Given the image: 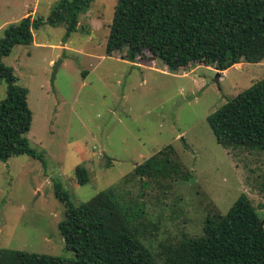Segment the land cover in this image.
Masks as SVG:
<instances>
[{
  "label": "rangeland",
  "instance_id": "1",
  "mask_svg": "<svg viewBox=\"0 0 264 264\" xmlns=\"http://www.w3.org/2000/svg\"><path fill=\"white\" fill-rule=\"evenodd\" d=\"M58 1L0 0V40L28 14L47 18ZM117 1L90 0L69 35L63 23L43 24L31 44L15 46L3 59L29 90L33 122L25 136L41 157L0 161V248L74 258L59 229L65 205L55 185L79 205L170 144L185 176L151 181L144 189L130 184L136 182L131 198L158 225L145 231L148 244L159 250V243L183 233L202 234L206 216L226 213L242 193L262 204L264 220V151L225 148L208 121L264 79V61L224 71L199 63L172 70L149 51L135 61L122 57L126 50L108 55ZM6 95L1 81L0 101ZM80 164L90 174L84 185L74 174Z\"/></svg>",
  "mask_w": 264,
  "mask_h": 264
},
{
  "label": "trees",
  "instance_id": "2",
  "mask_svg": "<svg viewBox=\"0 0 264 264\" xmlns=\"http://www.w3.org/2000/svg\"><path fill=\"white\" fill-rule=\"evenodd\" d=\"M89 2L59 0L47 18L28 14L5 29L0 40V82L7 86L0 101V161L23 154L41 157L25 136L33 122L29 90L18 83L4 57L17 45L31 44L34 31L43 24L63 23L69 35L78 28ZM124 50L122 57L134 61L149 51L172 70L196 63L219 71L238 63H261L264 0H118L106 52ZM208 121L225 148L264 151V79L227 100ZM74 174L78 184L90 180L85 165H77ZM183 176L182 163L170 144L138 164L120 184L79 205L56 184L55 196L65 205L59 229L74 258L0 248V264H264L262 204L256 205L246 193L226 213L208 214L202 234L183 233L159 243V250L147 243L145 231L158 225L131 198L132 188L136 182L144 189L151 181Z\"/></svg>",
  "mask_w": 264,
  "mask_h": 264
},
{
  "label": "water",
  "instance_id": "3",
  "mask_svg": "<svg viewBox=\"0 0 264 264\" xmlns=\"http://www.w3.org/2000/svg\"><path fill=\"white\" fill-rule=\"evenodd\" d=\"M60 62H57L54 66V70H53V74H52V79H51V83L52 85H54V80H55V77H56V74H57V71L59 69V66H60ZM104 155L106 156V153H104ZM262 225H264V220H262Z\"/></svg>",
  "mask_w": 264,
  "mask_h": 264
},
{
  "label": "crops",
  "instance_id": "4",
  "mask_svg": "<svg viewBox=\"0 0 264 264\" xmlns=\"http://www.w3.org/2000/svg\"><path fill=\"white\" fill-rule=\"evenodd\" d=\"M228 70V69H227Z\"/></svg>",
  "mask_w": 264,
  "mask_h": 264
}]
</instances>
